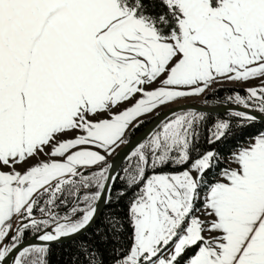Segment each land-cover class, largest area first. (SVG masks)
I'll return each instance as SVG.
<instances>
[{"label":"snow or ice","instance_id":"obj_1","mask_svg":"<svg viewBox=\"0 0 264 264\" xmlns=\"http://www.w3.org/2000/svg\"><path fill=\"white\" fill-rule=\"evenodd\" d=\"M65 242L69 264H264V0H0V264Z\"/></svg>","mask_w":264,"mask_h":264},{"label":"trees","instance_id":"obj_2","mask_svg":"<svg viewBox=\"0 0 264 264\" xmlns=\"http://www.w3.org/2000/svg\"><path fill=\"white\" fill-rule=\"evenodd\" d=\"M231 88H233V87L223 86V88L218 92V94L215 97H211V96L209 97V101H210L209 104H219V103H213V101L222 100L226 95L229 94L227 91H225V89H231ZM209 115L213 119H215L217 117L223 118L225 116V115H217V114H211V113H209ZM258 127H260V125H257L256 127H253L250 129H247L246 131H247V133H255L257 131ZM201 147L203 149H207V148H209V145L204 144L202 142ZM211 147H216L221 152L227 154L230 150H232L233 142L229 141V142L224 143V144L212 145ZM29 235H30V233L28 235H26L25 237H27ZM68 247H69L68 242H65L63 245H53V254L51 256L52 264H69L71 252L65 251V249H67Z\"/></svg>","mask_w":264,"mask_h":264},{"label":"water","instance_id":"obj_3","mask_svg":"<svg viewBox=\"0 0 264 264\" xmlns=\"http://www.w3.org/2000/svg\"><path fill=\"white\" fill-rule=\"evenodd\" d=\"M181 104H186V105H193L195 107H197L198 109L200 108H204L203 104L197 103V102H180ZM171 108H175V105H171L169 106ZM237 106L232 105V104H209V106L207 107V111L211 114H217V115H225V109H233L236 108ZM165 111V109H163L161 112L163 113ZM148 127H150L149 124H146L144 126V128H142L140 130L139 133H137V136L140 135V133L144 132L145 129H147ZM41 242L35 239H29V236L24 238V246H27L28 244H40ZM8 264H11V258H9Z\"/></svg>","mask_w":264,"mask_h":264},{"label":"rangeland","instance_id":"obj_4","mask_svg":"<svg viewBox=\"0 0 264 264\" xmlns=\"http://www.w3.org/2000/svg\"><path fill=\"white\" fill-rule=\"evenodd\" d=\"M224 86H229V87H241V86H239V85H236V86H234V85H228V84H225ZM181 102H197V103H200V104H202V99H201V101H181ZM171 106V105H170ZM163 109H160V111H162ZM146 119H150V118H146ZM13 227H15V224L13 225ZM30 235H31V233H30ZM29 235V236H30ZM28 237V236H27ZM26 238V237H25Z\"/></svg>","mask_w":264,"mask_h":264}]
</instances>
